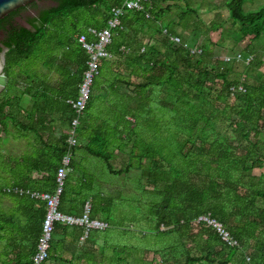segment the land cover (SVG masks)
<instances>
[{"label":"trees","instance_id":"1","mask_svg":"<svg viewBox=\"0 0 264 264\" xmlns=\"http://www.w3.org/2000/svg\"><path fill=\"white\" fill-rule=\"evenodd\" d=\"M50 1L53 4L41 8L37 15L24 17L30 28L16 17L27 9H39L37 2L0 20V54L8 48L4 67L8 83L0 94V168L6 164L3 134L11 125L24 126L20 130L33 135L31 143L36 149L31 158L13 159V184H5L0 175V198L12 204L8 210L0 208V264H34L47 205L14 189L55 191L58 170L68 152L69 134L52 148L51 130L43 124L44 110L48 111L46 105L50 106L53 98H62L58 102L71 112L72 123L75 111L71 101L79 97L89 59L77 36L95 42L97 37L91 30L106 28L112 11L126 0ZM180 1L185 4L164 0L167 9L160 0H148L143 10H129L122 17L108 51L120 66L110 86L119 96L120 89H125L124 106L98 127L89 122L93 96L102 83L112 79L113 72L108 70L111 66H107L111 58L103 59L78 128L79 144L73 151L72 170L81 164L79 151L86 150L102 160L113 172L111 175L128 179L135 171L138 189L144 190L148 198L152 196L143 203L150 205V216L155 218L153 236L173 239L174 244L166 251L172 252L175 261L182 254L185 264H264V75L259 71L264 56L255 45L264 36V8L246 12L248 0H226L229 18L238 28L234 32L237 46L249 42L243 53L233 52V56L219 59L215 49L222 45L208 34L222 30L224 37L223 23L213 22L205 28L207 36H201L194 0ZM205 1L208 11L219 9L214 2ZM174 4L180 9L179 21L166 23L165 14L172 12ZM147 37L153 42L146 43ZM174 37L180 38V43ZM239 64H243V72ZM42 67L60 76L59 88L47 87V81L36 84ZM22 76L26 77L25 90H21ZM28 89L36 92L29 111L21 105ZM43 98L46 105L41 103ZM24 113L29 114L28 126L20 121ZM165 116L170 124L162 126L161 137L151 138L147 135L154 132L141 130L146 120L157 121ZM116 150L124 157L125 166L120 172L113 171ZM68 179L60 198V210L66 214L71 210L67 207L71 193ZM81 195L79 215L75 216H81L89 202L87 192ZM95 197L96 203L90 201L91 218L98 219L101 212L108 220L101 221L111 224L107 213L110 206L101 205L102 199ZM203 215L221 222L237 245L229 246L213 228L198 222ZM59 225L63 224L57 223L55 229ZM110 227L92 232H105ZM107 241L105 255L121 251ZM179 249L182 251L178 255Z\"/></svg>","mask_w":264,"mask_h":264},{"label":"crops","instance_id":"2","mask_svg":"<svg viewBox=\"0 0 264 264\" xmlns=\"http://www.w3.org/2000/svg\"><path fill=\"white\" fill-rule=\"evenodd\" d=\"M209 1L214 2V0ZM220 1L221 3L214 2V4L219 6V9L213 10L216 11L215 14H220L225 11L229 13L226 0ZM202 3L203 0L201 4ZM164 7L168 9V4L166 2L164 3ZM178 21H176V24ZM218 24L220 25L221 23ZM177 29L181 31L182 27L178 26ZM221 50H224L222 46H217L215 49L216 57L219 59H222L228 54H232L228 56H233L235 54L233 52H236V50L233 49L228 50V52L222 56ZM107 66H111V68L108 70L111 69L113 72L111 73V82L109 81L107 83L101 84L100 90L96 91L95 97L93 96L91 109L89 112V122L94 127H98L100 124L111 120L113 114H115L114 112L120 107L124 106L122 95L125 92V89H120V93L122 95L119 96L117 92H114V88L110 86V83L115 81L114 71L118 72V68H120L119 63H117V58L109 59ZM40 71L41 76L36 78V84L41 85L43 81H47V87L55 89L59 88L60 76L58 74H55L54 72H48L47 70H44L43 67L40 69ZM25 78V76L21 77V90H25ZM35 95V91H30L29 89L26 90L21 103L23 109L29 111L33 108ZM61 99L62 98L58 97L53 98L52 100L55 105H52L53 103H51L50 106H48V104L46 105L45 98H43L41 101L43 105H46V109L49 108L47 112L44 110L45 115L43 124L51 130L50 141L54 144L52 148L57 147L56 144L62 142L63 138L69 134L72 114L70 111H65V105H62L58 102ZM20 121L22 122V125L28 126L29 114L24 113ZM110 123L113 122L111 121ZM22 127L24 128V126ZM22 127L18 128L15 125H11L8 133L3 134L2 152L5 155L6 164L0 168V175L5 178L3 182L7 185L14 183V180L11 177V174L16 168L13 159L31 158L32 152L36 151L31 143L34 140L33 135L30 133L26 134L24 131H21L20 129H23ZM89 138L90 137H87L86 141H88ZM115 156L116 158L113 161V171L120 172L124 168L122 165L124 162V157L117 150L115 151ZM77 158L81 164H79L75 170L73 168L71 175L69 174L68 176L69 179L67 181V187L71 191L69 200L67 202V207L71 206L69 214L79 215V213H77V207L81 203V198H83L81 194H85L86 192L89 195V201L96 203L95 195H97V197L99 196L102 199L100 201L101 205L106 207L110 206L111 203L113 204V197L116 199L121 197V189L123 190V188H121V182L119 181L118 176L111 175L110 173L113 172H109L107 165L102 160L90 156L86 150L79 151ZM22 169L24 170V167H22ZM109 176L110 178H113L114 176L118 180H109ZM41 186L42 183H40L38 187ZM97 202L99 203L98 200ZM0 205V208L3 210H8L12 207V204L9 200L1 198ZM97 218L108 221L106 220V216L101 212L98 214ZM82 236V228L59 225V227H57L54 232L53 241L51 243V256L47 264H106L108 261V255L105 254L107 251L106 249L109 247V243L107 241L108 239L103 236V232H92L90 238L83 242L81 240Z\"/></svg>","mask_w":264,"mask_h":264},{"label":"rangeland","instance_id":"3","mask_svg":"<svg viewBox=\"0 0 264 264\" xmlns=\"http://www.w3.org/2000/svg\"><path fill=\"white\" fill-rule=\"evenodd\" d=\"M160 5L164 7V1L160 0ZM196 1V3H194ZM193 6L198 10L199 13V21H200V30L201 36L206 35L205 28H208L215 23H223V29L225 30V36H221V30L209 31V37L216 44L222 45L224 50H221L222 56L228 52V50H236V53L242 52L244 46L248 43L249 39L244 41L243 43L237 46L236 41L234 39V32H237V27L233 25V20L229 17V13L227 11L221 13V17H216V11H206L207 10V2L203 0H194ZM177 3L185 4L180 0H176ZM215 3H221L220 0H214ZM170 3H173L170 1ZM53 2H49L47 6L52 5ZM200 4V5H196ZM264 8V0H248L244 9L246 12H255ZM180 9L176 7V4L173 5V10L170 13L165 14V22H175L179 19ZM195 18V16H194ZM21 23L24 20L20 21ZM231 31V32H230ZM263 40L258 41L255 45L256 47L263 52L264 56V36ZM146 43H151L149 37L145 39ZM219 44V45H220ZM225 45V46H223ZM228 46V47H227ZM243 53V52H242ZM238 69L240 72L244 71L243 64H239ZM264 75V65L259 70ZM256 73V72H255ZM246 78V76H244ZM170 124L169 119L162 117L156 120H146L144 123V128L141 130L148 131L149 133L152 131L154 135L148 134L147 136L161 137V128H166L167 124ZM170 126V125H169ZM162 128V129H163ZM167 137H165L166 139ZM168 140L170 136L168 135ZM125 166L124 163L122 164ZM135 171L131 175H129L128 179H124V176L119 177L118 179L121 182V197L116 199L112 198L113 204L111 203L109 210V217L111 220V227L107 231L103 232V236L108 238L110 242L115 244L121 251H118L114 254L113 251H109L108 261L106 264H185L186 258L185 255L181 254L182 250H178V255H180L179 260L175 261L172 258V252L166 251L167 247L174 244V241L170 237H165L162 239V235L153 236L154 232L152 231V223L155 222V218L150 216L151 207L148 204L143 202H147L152 198L144 193V190H139L137 185V177L134 175ZM108 179L113 180L110 176ZM124 180V181H123ZM124 182V183H123ZM145 183V181H144ZM149 191H152L153 188L148 187ZM162 239V240H161ZM156 240L158 242H156ZM122 247H127V249H122ZM188 247L192 248V244L188 242ZM150 249L148 253L145 255V251ZM165 249V250H164ZM174 255V253H173ZM113 258V259H112ZM113 260V261H112ZM120 261V262H119Z\"/></svg>","mask_w":264,"mask_h":264},{"label":"built area","instance_id":"4","mask_svg":"<svg viewBox=\"0 0 264 264\" xmlns=\"http://www.w3.org/2000/svg\"><path fill=\"white\" fill-rule=\"evenodd\" d=\"M147 1L148 0H126L121 7L115 8L112 11V17L108 21V26L106 28L101 31L96 29L91 30V33L97 37L95 42L87 41L84 36H77L83 49L89 55V59L87 61V70L84 73L83 82L80 85L79 97L76 101H71L75 114L72 119L70 133L67 139L68 152L64 155L62 165L58 170L56 189L53 193L14 189L15 192L20 194H31L32 197L44 201L47 205V213L43 224L42 235L39 239L37 252L33 259L34 264H46L49 260V250L57 223L82 228V241L89 238L92 231L106 230L109 226L106 222L91 218L92 204L90 201L86 203L84 213L81 216H75L63 213L60 210V198L64 192L68 175L72 172L73 151L79 144L78 128L87 104L91 99L94 80L99 75L100 63L103 59L112 57L108 51V47L113 41L115 34L114 31L121 26V19L129 10H143L144 4ZM172 39L177 43H180L181 41L178 37ZM238 57H240V55ZM226 59L229 60L230 58L227 57ZM198 222H205L209 227L213 228L229 246L237 245V241L231 236L230 232L224 227V225L210 215L201 216L198 219Z\"/></svg>","mask_w":264,"mask_h":264},{"label":"water","instance_id":"5","mask_svg":"<svg viewBox=\"0 0 264 264\" xmlns=\"http://www.w3.org/2000/svg\"><path fill=\"white\" fill-rule=\"evenodd\" d=\"M38 1L40 0H0V20L9 16L12 12ZM22 24L30 28L25 21ZM7 51L8 48H4L3 52L0 54V93L5 90L8 83L7 76L4 73Z\"/></svg>","mask_w":264,"mask_h":264},{"label":"flooded vegetation","instance_id":"6","mask_svg":"<svg viewBox=\"0 0 264 264\" xmlns=\"http://www.w3.org/2000/svg\"><path fill=\"white\" fill-rule=\"evenodd\" d=\"M51 2L50 0H40L38 1V6H39V9L37 10H33V9H27L26 11H22L16 18H17V21H21L24 19V17L28 16V15H37L38 14V11L41 9V8H45L48 3Z\"/></svg>","mask_w":264,"mask_h":264}]
</instances>
